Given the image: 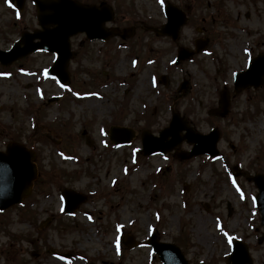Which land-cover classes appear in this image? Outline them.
Instances as JSON below:
<instances>
[{
    "label": "rangeland",
    "instance_id": "obj_1",
    "mask_svg": "<svg viewBox=\"0 0 264 264\" xmlns=\"http://www.w3.org/2000/svg\"><path fill=\"white\" fill-rule=\"evenodd\" d=\"M104 1L122 27H161L168 1L192 18L177 43L140 29L124 43L74 36L73 87L46 76L53 54L0 66V150L29 144L41 171L26 209L0 213V264H161L146 243L153 231L165 242L188 235L183 252L191 264H227L235 240L264 264L258 190L248 181L264 175V86L234 93L235 74L264 55V0H199L198 7L197 0ZM37 27L32 0L22 11L0 0L1 50ZM206 39L203 51L175 65L179 48L195 50ZM224 89L230 112L216 119L211 111ZM174 112L196 132L219 129L218 158L177 159L192 149L186 141L164 156L141 154V134L159 135ZM119 123L136 132L130 145L110 142ZM64 189L87 196L71 215L63 213ZM122 236L136 247L124 246Z\"/></svg>",
    "mask_w": 264,
    "mask_h": 264
},
{
    "label": "water",
    "instance_id": "obj_2",
    "mask_svg": "<svg viewBox=\"0 0 264 264\" xmlns=\"http://www.w3.org/2000/svg\"><path fill=\"white\" fill-rule=\"evenodd\" d=\"M38 11V20L41 29L34 33H23L21 39L9 51L0 50V63L9 66L13 62L24 58L32 53L46 51L56 55L55 64L48 71L50 77L56 78L61 84L70 83L68 65L75 56L71 52L70 38L79 33H86L91 40H108L111 37L121 36L126 38L133 32L132 29L120 31L113 29L106 31L103 25L114 20L113 11L110 7L102 5L98 10L96 7H84L74 0H33ZM25 0H17L18 7L23 8ZM168 23L161 29H155L159 34L171 35L174 39L179 35L181 27L187 22L185 13L175 6L168 4L166 7ZM206 43L201 44L198 51L205 48ZM186 50L180 51L179 59L183 60L192 56ZM264 85V57L259 56L250 61L247 71L237 74L235 78V91L254 87L260 88ZM185 88V87H184ZM222 115L228 114L230 101L227 91L222 94L220 101ZM220 115L219 112H216ZM186 131V135L179 133ZM133 132L127 129L112 128L111 140L114 144H128L133 139ZM168 137H172L170 142ZM220 134L214 129L211 134L203 136L197 134L188 127L187 122L175 114L169 128L155 137L149 133L143 135V154H166L176 148L184 139L194 144L190 153H182L181 159H189L198 155H218L217 143ZM34 153L19 143H10L6 152H0V211L20 204L31 194L33 182L37 179L36 165L33 163ZM259 190L256 204L260 208L262 224L264 225V177L257 175L253 178ZM67 213L75 212L79 206L86 201V197L72 191L64 193ZM129 247L132 244L123 239ZM153 246L163 264H190L175 244L160 243L156 234L148 242ZM231 264H253L247 247L239 242L233 246V255L229 258ZM203 264V263H201Z\"/></svg>",
    "mask_w": 264,
    "mask_h": 264
},
{
    "label": "trees",
    "instance_id": "obj_3",
    "mask_svg": "<svg viewBox=\"0 0 264 264\" xmlns=\"http://www.w3.org/2000/svg\"><path fill=\"white\" fill-rule=\"evenodd\" d=\"M178 243L182 246H185V242L182 239L178 240Z\"/></svg>",
    "mask_w": 264,
    "mask_h": 264
},
{
    "label": "bare ground",
    "instance_id": "obj_4",
    "mask_svg": "<svg viewBox=\"0 0 264 264\" xmlns=\"http://www.w3.org/2000/svg\"><path fill=\"white\" fill-rule=\"evenodd\" d=\"M202 233V232H201Z\"/></svg>",
    "mask_w": 264,
    "mask_h": 264
}]
</instances>
